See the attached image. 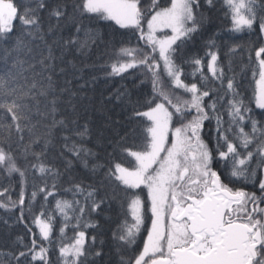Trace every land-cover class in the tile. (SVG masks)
I'll list each match as a JSON object with an SVG mask.
<instances>
[{"label":"snow or ice","instance_id":"1","mask_svg":"<svg viewBox=\"0 0 264 264\" xmlns=\"http://www.w3.org/2000/svg\"><path fill=\"white\" fill-rule=\"evenodd\" d=\"M147 7L0 0V264H264V0Z\"/></svg>","mask_w":264,"mask_h":264},{"label":"trees","instance_id":"2","mask_svg":"<svg viewBox=\"0 0 264 264\" xmlns=\"http://www.w3.org/2000/svg\"><path fill=\"white\" fill-rule=\"evenodd\" d=\"M25 3H28L29 0H24ZM141 5L144 6V11L147 14L148 11H150L151 9L149 7H147L150 4V0H140ZM160 3L162 4H166L167 0H160ZM108 22H100V24L97 25V32L107 36V34L111 33L112 29L110 28H106L103 25L107 24ZM223 21L221 19H219L216 15H213V28H217L222 26ZM201 55H203V53H201ZM187 71H191L190 68L186 69ZM246 69L244 68L243 65H240L239 67H237L236 71H237V75L239 77V74L242 73L243 71H245ZM210 75V74H209ZM95 77L96 79L94 80V84L90 87L89 89V94L90 95H94L95 97L99 98L102 95L103 96H107L109 94L114 93L117 89L121 88L123 86V82L119 79V77H114V78H109L106 76L105 72L101 69V68H97L95 69ZM89 80H92L93 77L91 75L86 77ZM110 108H112V106H109ZM113 114H117L119 113V108L115 107L112 108ZM36 119V118H34ZM205 135L206 137L208 135H211L207 132V129H205ZM90 147L92 145H89ZM95 150V149H94ZM131 158H129L130 160ZM123 163L127 164L128 161H123ZM66 198L71 199V194H65ZM3 210H0V212H2ZM130 219V217H129ZM96 223H98L100 225V232L103 234L101 236L102 239H104L105 241L110 240L111 237V233L113 231H115L118 227V225L115 223L114 219L109 220L108 219V215L106 214L105 217L99 219L96 221ZM123 223V218L121 219V224ZM17 231H20V229H17ZM68 232L69 235H71V229H67L66 230ZM88 231H91V229H89ZM3 232V229L0 228V233ZM4 239L2 237V235H0V245H2L4 243Z\"/></svg>","mask_w":264,"mask_h":264}]
</instances>
